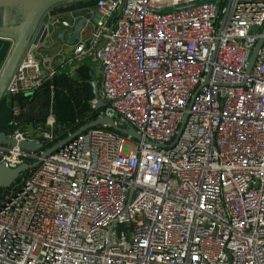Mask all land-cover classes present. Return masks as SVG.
<instances>
[{
    "label": "built area",
    "instance_id": "obj_1",
    "mask_svg": "<svg viewBox=\"0 0 264 264\" xmlns=\"http://www.w3.org/2000/svg\"><path fill=\"white\" fill-rule=\"evenodd\" d=\"M90 1L59 68L98 66L93 119L139 137L95 126L44 155L65 138L19 129L13 96L60 70L24 51L0 95V163L28 164L0 190V264H264V0Z\"/></svg>",
    "mask_w": 264,
    "mask_h": 264
},
{
    "label": "crops",
    "instance_id": "obj_2",
    "mask_svg": "<svg viewBox=\"0 0 264 264\" xmlns=\"http://www.w3.org/2000/svg\"><path fill=\"white\" fill-rule=\"evenodd\" d=\"M42 1L43 0H20L0 4V72L30 17ZM89 7H91L90 0L54 1L40 15L36 25L26 40L20 56H22L24 51H33L36 56H49L52 60V66L60 70L61 68L59 67H61V62L69 61L74 40H77L79 36L77 33L76 38L69 40L68 34L73 35L75 23L79 20H83V10L92 14V11L88 9ZM68 18H70L72 22V25L69 27H65L55 21V19L62 20ZM87 66L92 80H96L98 86L100 79L99 67L89 64ZM83 68V66L75 69L70 67L69 72L78 73L80 69ZM95 69H98L99 76H95ZM60 72H58V74ZM31 94H25V96ZM50 114L52 113L50 112Z\"/></svg>",
    "mask_w": 264,
    "mask_h": 264
},
{
    "label": "trees",
    "instance_id": "obj_3",
    "mask_svg": "<svg viewBox=\"0 0 264 264\" xmlns=\"http://www.w3.org/2000/svg\"><path fill=\"white\" fill-rule=\"evenodd\" d=\"M83 67L84 68L80 69L78 76L75 78H69L66 72H61L56 74L51 80H46L39 88H42V90L44 89L46 92H48V88L53 90L49 112L53 114L54 124L58 127V129L54 131V142L65 138L69 133H73L96 116L97 111L92 109L87 103L75 100L77 103V105H75L73 101L76 98H83L86 100H91L93 98L91 74L87 65ZM81 76L83 77L82 80L79 79ZM76 81L79 82L77 85H75ZM13 99L16 100L21 108V106L25 107V102L29 97L19 92L13 96ZM16 118L19 120V129L25 131L21 123L23 122V124H26L29 119L26 120L22 109L21 113ZM11 120V109L7 106V103L0 98V130H3ZM46 145H49V143H46Z\"/></svg>",
    "mask_w": 264,
    "mask_h": 264
},
{
    "label": "water",
    "instance_id": "obj_4",
    "mask_svg": "<svg viewBox=\"0 0 264 264\" xmlns=\"http://www.w3.org/2000/svg\"><path fill=\"white\" fill-rule=\"evenodd\" d=\"M14 1H20V0H0V4L8 3V2H14ZM54 1H56V0H43L39 4V6L35 9L32 16L30 17V19H29L27 25L25 26L22 34L20 35L17 42L13 46V48L9 54V57H8L6 63L4 64V66L0 72V95H1V92H2L4 86L7 82V79L9 77L18 57L20 56V53L22 52V50L24 48V45L26 43V40H27L29 34L33 30L34 26L36 25V23H37L40 15L42 14V12L49 5H51ZM82 24H83V20H79L78 22L75 23L73 35L70 36L69 40H72V39L77 37L78 29L80 28V26H82ZM261 32L264 33V26H263ZM261 42H262V38H259V40L255 46L254 53L252 54V56L250 58L248 68L253 63L254 58H255V54H256L255 52L259 48V46L261 45ZM91 86H92L93 98L95 99V109H99L104 105V102L98 96L97 81L92 80ZM95 126H105L107 128H111L113 130L120 131L122 133L130 134L135 138L139 137V135L136 133V131L133 130L132 128H119L118 126L114 125L113 120L111 118H106V117L96 118V119H93V120L87 122L86 124H84L83 126L78 128L74 133H72V137L76 136L80 132H82V131L90 128V127H95ZM68 139H69V137H67L64 140H62V141L56 143L55 145L51 146L50 148H48L44 152V155L52 153L55 150H58L61 145H63L65 142L68 141ZM0 143L15 144L16 141H15V139L9 138L4 133L0 132ZM18 146L20 148H23L26 150L35 151V150H38L39 148L42 147V143H36L34 141L20 140L18 142ZM35 165H36V163L32 164V166H35ZM27 168H28V164H26V163L20 164V165L16 166L15 168H9L5 164L0 163V190L8 187L18 177V175L21 172H24Z\"/></svg>",
    "mask_w": 264,
    "mask_h": 264
},
{
    "label": "rangeland",
    "instance_id": "obj_5",
    "mask_svg": "<svg viewBox=\"0 0 264 264\" xmlns=\"http://www.w3.org/2000/svg\"><path fill=\"white\" fill-rule=\"evenodd\" d=\"M65 72H67L66 74L69 78H75L76 75L78 76V73L69 72V70ZM95 76H99L98 69H95ZM82 78H83L82 76L79 77L80 80H82ZM77 83L79 82L76 81L75 85H77ZM52 96H53L52 89L48 88V92H46L44 89L42 90L41 88L28 96L29 99L25 102L26 108L21 106V109L23 110L24 113V117L26 118V120L29 119V121L26 124H23L22 122L21 126L25 128V131L29 133V135L33 134L38 136L42 130H50L54 132L55 130L58 129V127H56L55 124L53 125L52 129H49L51 127H49L46 123L47 117L50 115L49 110H50V103ZM75 100L81 101L82 103L83 102L87 103L90 106V101H91L90 99L86 100L83 98L80 99L76 98L73 101L74 104L77 105Z\"/></svg>",
    "mask_w": 264,
    "mask_h": 264
}]
</instances>
